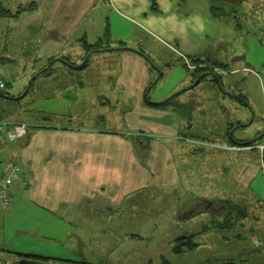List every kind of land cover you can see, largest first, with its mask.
<instances>
[{"label":"crops","instance_id":"obj_1","mask_svg":"<svg viewBox=\"0 0 264 264\" xmlns=\"http://www.w3.org/2000/svg\"><path fill=\"white\" fill-rule=\"evenodd\" d=\"M28 1L34 2L33 8L22 12H27L30 15V19H32L30 23H34L29 25L31 28L35 30L36 27L34 20L36 15H31L36 12L44 13L37 20L41 21L39 32L33 36L29 30L33 39L30 43L34 48H37L32 60V67L30 66L34 70V78L42 68L37 67V64L41 62H45L43 68L55 66L56 69L66 72L68 61H66V55L62 53V50L68 44L71 36L74 35V41L80 45L83 60L82 40L94 43L108 28L109 46H119L110 45L112 41H118L129 49L108 52L118 55V61H105L102 67L107 69L106 81L109 80L114 89L117 88L118 95L116 92H111L112 97L101 95L100 100L103 104L109 100L117 103L133 102L124 110L123 121L125 119L129 124V126L126 125V128L140 133L137 135V141L140 143L150 139V143H160L165 150H168L164 142L170 143V139L174 137L178 139L177 141L182 142H171L173 147L168 154L169 158L166 164L157 170L150 158L151 148L149 147L145 160H142L136 154L135 140L110 134L105 129L97 130L98 127L77 128V126H67L52 121L40 123L39 127L30 130L28 135L16 139L17 143L13 144L14 141H12L2 144L4 146L1 145L0 153L9 154L14 160L8 161L16 162L20 166V178L13 183L12 199L10 204L5 207L7 211L18 207L13 204L15 192L18 194L27 192L29 200L32 202L31 205L44 214L46 227L54 233L61 231L67 236L69 229L85 230L88 228L85 224V219H88L85 218V213L92 214L97 209L99 213L109 212L111 214L132 204L134 207L140 206L142 191L151 187L156 189V195H158L157 188L164 186L166 194L169 192L179 198H183L184 192H187L186 199H182V203L181 199L175 200L177 204L173 214H177L176 222L180 228L179 220H185L203 208L195 206L196 180H207L211 182V185L215 183L211 179L213 176L219 178V180L213 181L227 180L228 175H234L233 171L236 170V168L231 170L230 166L240 165L239 163L241 165L248 164L251 160L248 156H244V153L248 151H256L260 160L264 161V148L251 147L264 144L263 128L257 130L258 141L246 146L239 143V140L242 139L235 140V142L233 140L232 142L209 141L185 133L181 134L180 130L181 127L192 128V114H190L191 106L194 105L192 101H196L202 94L192 93L191 89L184 87L186 82L199 75L197 86L208 85L211 76L203 75L206 70L200 71V69L210 63L221 64L215 72L218 70L220 73V70L228 68L219 55L225 42L217 21L228 16L227 12L234 10L237 18L243 20L248 16L249 5L253 4L251 0L234 1L236 3L234 10L226 9L223 4L217 5L224 8L225 12L227 11L221 16L212 13L211 0H202L207 2L205 10L195 8L196 3L201 0H156L155 9L151 8L150 0H27L25 2L29 3ZM3 2L4 0H0V3ZM8 4L12 9H16L21 1L19 0L18 3L17 0H9ZM186 4L193 5V8H186L185 12L178 10V6ZM102 5L113 9L116 13L112 16L114 21L110 11L107 17L103 16ZM114 7L117 11L114 10ZM253 9L254 7L251 8V10ZM22 12L11 19L0 17V45H2L9 21L18 19ZM236 27H240L238 22H236ZM124 40L146 42L148 50L152 54L135 45L129 47L123 42ZM133 49L145 54L149 59ZM110 55L112 58L115 57L113 54ZM89 56L90 54L88 58ZM43 57L46 58V61ZM53 57H58L59 60L48 63L49 59ZM88 58L82 63L78 62L79 64L73 68L83 70L89 67ZM171 59H176L174 62L180 63L182 66L180 70L186 72V76H182L175 87L178 88L177 91H174L177 97L173 96L183 105L180 110L164 107L169 103V98L163 99L162 97L161 100H152L148 96V93L154 92L156 85L160 84L164 70L173 69L174 66L170 65L171 62L168 61ZM153 66L161 70L160 75L156 76L155 72H158ZM161 66L164 67V70ZM37 68L40 69L36 70ZM242 68L246 69L247 66ZM236 70L237 68H234L229 72ZM216 83L217 81H214L215 85H217ZM99 97V93H97L95 99L97 100ZM201 100L204 102V97H201ZM162 101L165 102L160 105L152 104ZM199 106L203 110L206 109L204 104ZM123 107L126 108L125 104ZM146 109L153 115H149ZM166 113L172 118L170 123L163 121ZM48 114H53V112L47 111ZM237 126L240 125L237 124ZM150 128L159 129L158 134L164 142L153 134V130ZM230 128L226 134L232 135L230 132L232 127ZM116 132H121V130H116ZM250 140L253 139L246 138L244 141ZM173 149L177 157L173 156ZM197 151L200 153L203 151V155L196 157ZM263 161L261 163L262 170H257L258 176L253 175L249 186L253 193L259 192L262 197V226L244 225L239 221L230 220L232 207L221 201L224 195L220 192V188L215 189L203 194L202 199L205 203L203 210L208 215L204 224L200 228L176 233L171 239L174 244L177 238L191 235L193 236L192 242L197 246L193 249L184 247L176 254L188 255L205 247L209 256L205 260L206 263L198 264H221L225 260L235 261L237 258V264H245L242 259V241L248 236L249 244L253 247L248 248V252L252 255L249 264H264V245L262 243L255 245L252 242L256 236L261 240L264 238ZM7 162L5 161L4 164L0 162V172L4 171ZM213 165L219 168L218 175L212 173ZM259 172L262 173L259 174ZM255 177H258L259 181L256 185L257 188H252L251 182ZM213 186L216 185L213 184ZM162 195L163 193L160 192V196ZM189 197L193 200H190ZM158 210H160L159 207ZM238 213L239 211H237V216ZM244 215L245 213L241 212L238 217ZM90 218L91 222L97 221L92 215ZM96 224L99 225V221ZM234 227H239L237 233L226 231ZM227 234L231 235L226 236ZM198 237H202L203 240H197ZM213 240L217 243L215 249L210 248ZM230 242L234 243V248L228 247ZM54 249L57 250L56 254L60 250H64V253L68 252L63 244ZM43 254L50 256L49 253ZM76 257L67 259L78 260Z\"/></svg>","mask_w":264,"mask_h":264},{"label":"rangeland","instance_id":"obj_2","mask_svg":"<svg viewBox=\"0 0 264 264\" xmlns=\"http://www.w3.org/2000/svg\"><path fill=\"white\" fill-rule=\"evenodd\" d=\"M8 1L4 0L2 3L5 8H11ZM17 1L19 3V0ZM20 1L21 4L22 2L24 4L27 0ZM234 1L237 0H211L213 5L223 4L229 10L235 9L236 3ZM251 2L253 4L249 5L248 16L243 20L237 18L234 10L229 12L228 16L217 21L225 42L219 51V55L228 68L220 70V73L218 70L216 71L219 74L220 81L216 83L217 85L214 84L212 79H209L211 81L208 85L203 86H197L198 78L186 82L184 87L191 89V92L195 95L202 94L196 101H192L194 103L190 109L192 128L184 129L181 127V134L185 133L209 141L232 142L233 139H255L257 130L259 128L264 129V2L263 0H251ZM205 4L207 2L198 1L195 8L205 10ZM190 7L193 8V5H180L178 10L185 12L186 8ZM253 7L254 9L251 10ZM101 10L105 17L108 16L110 11L111 18L114 21L112 16L116 13L113 9L102 5ZM114 10L117 11L115 7ZM43 14L36 12L31 15H36V19H34L36 23L35 30L30 27L31 24H34L30 23L32 20L30 15L27 12H22L18 19L9 21V26L4 32L2 45H0V82H5L6 85L4 83L5 86L0 87V91H6L10 97H18L19 99L0 96V115H4L2 119L27 124V134L30 130L39 127L40 123L50 121L67 126H77V128L98 127L97 130L105 129L110 134L121 135L128 140H135V151L136 149L139 151L142 148V143L137 141V135L140 133L126 128V125L129 126V124L125 119L123 121L124 110L133 102L117 103L109 100L106 104H103L100 100L101 95L112 97L111 92H116L118 95L117 88L114 89L113 84L109 80L106 81L107 69L102 67L105 61H118V55L108 53L114 51L92 52L88 58L89 67L83 70L73 68L85 61V50L82 60L80 45L74 41L73 35L62 50V53L66 55V61H68L66 72L53 66L39 72L40 74L37 73V77L34 78V70L31 69V65L37 48H34L30 43L33 39L29 30L33 36L39 32L41 21L37 20ZM236 22L239 23L240 27H236ZM123 42L129 47L135 45L152 54L148 50L146 42H136L135 40H124ZM110 45H120V42L112 41ZM110 54L115 57L112 58ZM44 59L46 61V58ZM168 61L171 62L170 65L174 66L173 69L164 70V67L161 66L165 72L160 84H157L156 90L149 92L148 96L152 100H161L162 97L163 99L169 98V103L164 107L168 106L180 110L183 105L176 100L177 94L174 91H177L178 88L175 87L178 85L179 79L186 76V72L180 70L182 66L180 63L174 62L176 59ZM44 65L45 62H41L37 64V67L43 68ZM243 66H247V68L243 69ZM192 67L194 68V66ZM153 68L158 72H155L156 76L161 74L160 69L156 66H153ZM216 68L219 69V67ZM234 68H237L235 72H229ZM97 93L100 97L96 100ZM174 95L176 97H173ZM201 97H204V102H202ZM124 104L126 108L123 107ZM203 104L205 110L199 106ZM47 111H52L53 114L47 115ZM146 111L149 115H153L147 109ZM134 112L136 111L134 110ZM171 119V116L166 113L163 121L170 123ZM237 124L240 126H237ZM230 127H232L230 131L232 135L226 134V131L228 132L231 129ZM113 129L121 130V132H116ZM150 129L153 130V134L161 139L158 134L159 129ZM170 140L174 143L182 142L177 141L176 137ZM17 142L18 140L14 141L13 144ZM144 142L151 148L152 153L150 155L152 157L150 156V158L153 161L154 168L161 169L162 165L166 164L173 145L170 141V143L163 141L165 146L168 147V150H165L160 143H150V139L148 142L147 140ZM2 146L0 145V150ZM202 155L203 151L201 153L197 151V154H195L196 157ZM173 156L177 157L175 153ZM244 156H248L251 160L248 164L241 165L239 163L240 165L230 166L231 170L233 168H236V170L233 171L234 175H228L227 180L213 181L219 180V178L213 176L211 179L215 183H212V185L207 180H196V198H194V202L195 206L204 208L203 194L220 188V192L224 195L221 201L232 207L230 220L239 221L244 225L261 227L263 224V218L261 217L262 197L259 192L253 193L249 186L253 175L258 176L257 170H262V161L256 151L245 152ZM254 159L257 163L253 161ZM8 160L14 159L5 152L0 153L1 163L4 164ZM212 168V173L217 174L219 168L216 165H213ZM261 173L259 172V174ZM258 181V177H255L254 181L251 182V187L255 188ZM213 184L216 186H213ZM157 189L158 195H156L155 188L150 187L142 191L140 206L134 207L132 204L111 214L109 212L99 213L97 209L92 214L85 213V218H88L85 219V224L88 228L85 230L69 229L67 236L61 231L54 233L46 227L44 214L31 205L32 202L29 200L27 192H21L20 194L15 192L13 204L18 206L17 209L7 211L6 208H0V264H20L18 260L23 258L16 255V253H31L41 256H47L43 253H49L48 264L59 263L53 259L55 257L67 259L73 256H77L78 260L94 264L206 263L205 260L209 255L205 247L188 255L176 254L172 250L174 244L171 239L176 233L187 229L200 228L208 219V215L203 208L199 209L191 217L179 220V228L176 222L177 214H173L174 207L177 204L175 200L181 199L182 203V199H186L187 192H184L185 196L183 198H179V196L169 194V192L166 194V187L164 186ZM160 192L163 193L162 196H160ZM158 207L160 210H158ZM238 209L243 210L245 215L238 217L241 215V212H239L237 216ZM91 215L99 221V225L96 224L97 221H89ZM226 231L237 233L239 227ZM254 231L257 230L254 229ZM230 235L227 234L226 236ZM197 240H203V238L198 237ZM242 242V259L245 264H249L252 255L248 252V248L253 247L249 244L250 239L248 236ZM62 244L68 252L64 253V250H60L56 254L57 250L54 248ZM216 244L213 240L210 248L215 249ZM228 247L234 248V243L230 242ZM235 262L238 263V258Z\"/></svg>","mask_w":264,"mask_h":264},{"label":"trees","instance_id":"obj_3","mask_svg":"<svg viewBox=\"0 0 264 264\" xmlns=\"http://www.w3.org/2000/svg\"><path fill=\"white\" fill-rule=\"evenodd\" d=\"M151 1V8L155 9V5H156V0H150ZM232 1V0H231ZM34 6V2H29L26 4H19L16 9H12V8H5L2 3H0V17L2 18H6V19H11L15 16H17L20 12L25 11V10H30L32 9ZM211 10L212 13L215 15H224L226 12L224 10V8L217 6V5H213L211 6ZM229 13V12H227ZM109 38V31L108 28L105 29L104 33L102 34V36L95 41L94 43H88L85 39L82 40V45L84 47L85 50V55H84V59L85 61L88 58V55L91 54L92 52H100V51H113V50H123V49H129L127 48L125 45H122L123 43H121L119 46L120 47H114L112 48L111 46L108 45V39ZM141 53V52H140ZM143 54V53H141ZM144 57L146 59L147 56L145 54H143ZM57 60V58H51L49 59L48 63ZM219 65L221 64H215V63H210V65L205 66L204 68L200 69L205 71V73H203V75H208L211 76V79L213 81H217V83H219V74L215 72L214 68L216 67H220ZM226 67V66H224ZM49 68V67H48ZM46 67L42 68L39 70V72H43L44 70L48 69ZM199 71V69L197 70V72ZM38 72V73H39ZM196 78H199V75H196ZM6 85V83H5ZM1 94H8L6 91H0ZM9 95V94H8ZM9 99H19L17 98H13V97H8ZM166 101V100H165ZM165 101L162 102H156V103H152L154 105H160L162 103H164ZM244 101V100H243ZM0 118H4V115H0ZM28 135V134H26ZM258 139V137H256L253 140L250 141H244L245 139L239 140L240 144H244L246 145H250L251 143L255 142ZM149 141V139H147V142ZM233 141L235 142V140L233 139ZM135 148V145H134ZM148 151H149V146H147V143H142V148L137 151L136 149V153L137 155L142 159L145 160V158L148 155ZM239 212H244L243 210H237ZM192 237L193 236H187V237H179L175 240L174 245L172 247L173 252L175 253H179L184 247L185 249H193L197 246V244H195L194 242H192ZM261 240V239H260ZM263 240V239H262ZM16 255H19L21 258L18 260L20 262V264H48V260L50 259L48 256H41L38 254H31V253H16ZM55 260H57L59 263H55V264H94V263H90L87 261H81V260H74V259H61V258H53ZM169 264V263H167ZM221 264H237L235 261L233 260H225L223 261Z\"/></svg>","mask_w":264,"mask_h":264},{"label":"built area","instance_id":"obj_4","mask_svg":"<svg viewBox=\"0 0 264 264\" xmlns=\"http://www.w3.org/2000/svg\"><path fill=\"white\" fill-rule=\"evenodd\" d=\"M4 83L0 82V87ZM28 132V125L25 123H14L5 119H0V145L6 142L15 141L25 136ZM251 147L264 148V144L253 145ZM20 178V166L16 162L8 161L4 171L0 172V208H5L12 199V186ZM253 244L264 245V238L260 240L257 236L252 239Z\"/></svg>","mask_w":264,"mask_h":264},{"label":"water","instance_id":"obj_5","mask_svg":"<svg viewBox=\"0 0 264 264\" xmlns=\"http://www.w3.org/2000/svg\"><path fill=\"white\" fill-rule=\"evenodd\" d=\"M0 96L10 97L9 95H5V94H1V93H0Z\"/></svg>","mask_w":264,"mask_h":264},{"label":"bare ground","instance_id":"obj_6","mask_svg":"<svg viewBox=\"0 0 264 264\" xmlns=\"http://www.w3.org/2000/svg\"><path fill=\"white\" fill-rule=\"evenodd\" d=\"M134 50V49H133ZM134 51H136V50H134ZM136 52H139L140 53V51H136ZM263 161V160H262ZM263 165H264V161H263Z\"/></svg>","mask_w":264,"mask_h":264}]
</instances>
